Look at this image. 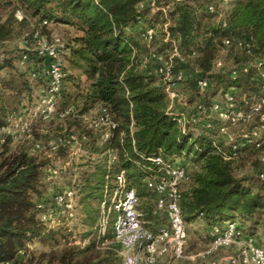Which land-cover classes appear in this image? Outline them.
I'll list each match as a JSON object with an SVG mask.
<instances>
[{
  "label": "trees",
  "instance_id": "16d2710c",
  "mask_svg": "<svg viewBox=\"0 0 264 264\" xmlns=\"http://www.w3.org/2000/svg\"><path fill=\"white\" fill-rule=\"evenodd\" d=\"M142 1L16 0V7L22 9L21 19L17 20L12 11L0 22V42L14 33V22L24 27L29 23V17L34 18L38 26L33 32L47 37L46 29L51 24L72 29L73 38L63 46V50L68 51L66 61L69 67L68 72L64 67L63 80L66 78L73 83L77 91L75 94L67 92L66 100L72 104L80 102V114L96 105L105 107L119 122V129L113 132V137L102 142L100 147L99 132L89 131L87 149L99 157L82 186L86 230L80 244L69 240L68 227H48L38 216L40 209L36 203L43 199L46 155L29 153L27 149L8 153L7 143L4 144L0 151V264L33 263L35 257L28 244L37 238L51 244L49 252L39 257V264H122L121 246L115 241L113 231L100 237L96 230L103 187L106 181L112 182L115 171L125 168L139 202L145 195L154 200V193L145 186L144 178L154 166L148 157L158 154L164 159L181 157L196 165L194 170H187V179L180 185L179 205L184 220L200 219L208 227L232 220L242 233L264 231V181L259 180L258 172L254 182L236 176L233 169L235 161L245 151L264 149L261 140L254 141L251 135L242 136L243 133L251 134L261 125L259 113L254 114L248 131L238 134H231L228 129L222 133L221 127L225 124L215 117L208 118L207 123L201 119L200 124H188L182 130L177 115L169 107L160 76L150 68L140 70L138 67L148 48L134 30L144 23L155 27L159 17L163 18L160 20L162 26L165 24L163 35L168 32L169 40H160L153 34L154 50L170 49L173 39L182 54L201 53L198 65L204 73L211 71L224 38L251 36L249 51L240 49L233 58L231 68H237L235 76L212 72L201 77L210 80L203 96L206 107L211 104L210 95L220 90L222 94L232 88L237 104L249 109L264 95V82L257 76L264 68V0H233L226 26L204 21L207 16H215L206 9L212 0H154V4L148 0L144 2L146 6L140 8ZM160 6L165 12L156 8ZM166 16L168 20L164 18ZM29 37L31 39V34ZM22 53L29 57L26 64L37 66L41 61L29 49L21 51L19 60ZM255 59L261 61L260 66H251L246 71L238 68ZM6 65L9 60L4 59L0 62V70ZM73 70L85 75L87 86L82 87L71 72ZM18 76L10 79L0 76V128L7 124L8 116L18 110L23 93L31 88L30 78ZM186 82L194 85L193 81ZM192 99L199 100L197 88L186 100L190 103ZM263 112L264 106L260 109V113ZM121 130L124 132L122 138ZM256 143L261 145L256 147ZM109 146L119 150V160L106 179L104 152ZM94 199L98 206L91 208L89 201ZM139 212L145 225L153 231L166 223L164 214L161 222L150 209L143 208ZM248 221L251 224L246 228ZM105 237L110 238L106 245L103 244Z\"/></svg>",
  "mask_w": 264,
  "mask_h": 264
},
{
  "label": "built area",
  "instance_id": "2783aa9c",
  "mask_svg": "<svg viewBox=\"0 0 264 264\" xmlns=\"http://www.w3.org/2000/svg\"><path fill=\"white\" fill-rule=\"evenodd\" d=\"M232 0H215L206 5L207 11L217 16L221 25H226V12H229V4ZM154 4V0H150ZM165 12L163 6L156 7ZM153 30L147 29L145 36L151 39ZM165 41L169 40V33H165ZM174 43V41L171 39ZM252 43V37H227L223 39V45L228 47L232 44L241 49L249 51ZM27 49L36 53L41 58L37 66L32 64L31 77L44 75L47 78V87L40 101L35 107V112L39 117L49 121L54 117L65 118L74 114L73 105L65 106L58 109L57 103L62 94V80L65 76L63 60L57 44L47 40L43 34L35 31L31 34V46ZM180 57V52L176 45H173V51L169 58H163L160 54V67L155 71L160 76V83L164 85L165 92L169 99V107L177 115V122L182 130L189 124L191 126L207 123L208 118L215 117L223 124L221 132L226 133L228 126H235L247 122L255 113H259V127L264 128V112L260 109L264 106V95L253 103L249 109H244L237 104L236 98L232 93V88L221 94L220 99H212L211 104L206 107L203 103V96L210 85L207 78L197 77L193 83L197 88L199 100L189 105L186 96L189 92L183 93L178 89L184 79V70H174L172 57ZM29 57L26 53L20 56L22 64L27 63ZM218 66L222 65L219 60ZM258 59L249 60L240 65V69L246 71L251 66H260ZM237 68L231 72L235 76ZM41 72V74L39 73ZM257 76L264 82V68L260 69ZM87 128L92 132H99V142H107L113 137V132L119 129V122L114 119L112 112L100 107L96 111L83 115ZM227 124V125H226ZM132 127V122L130 124ZM124 132L120 131L122 138ZM256 135L255 131L243 133V137ZM88 140V135L79 130H64L60 137L50 140L49 149L56 151L60 146H67L71 149L70 154L85 153L90 159L97 160L98 155L91 154L88 149L81 147V142ZM254 140V138H253ZM255 141V140H254ZM250 142V140H249ZM261 143H256L259 147ZM34 150H42L39 143L34 144ZM106 156L107 173L105 178L108 179L110 171L119 160V150L109 146L104 152ZM153 163L149 168V173L144 178L145 186L154 193L153 208L154 212L164 214L166 223L158 226L156 231L151 230L145 225L140 212L137 208L139 199L136 189L130 186L129 178L125 168H119L112 174V182L106 181L103 187V196L100 201V211L98 216L99 233L103 237L108 225H111L114 233V239L121 246L123 256L122 264H156L159 259L165 256L172 258H181L185 251L186 227L183 219L180 200V185L187 179L188 171L186 166L177 158L164 159L160 154L148 157ZM264 165V159L261 160ZM47 176H54L57 171L47 169ZM258 177L264 181V168L258 170ZM110 183V184H109ZM77 190L75 187H65L56 191L53 195L51 207L59 209L60 213L67 217L73 216L74 199ZM47 203L44 199L36 203L40 209V219L43 222H54L55 215H52L51 208H46ZM113 215V219L111 217ZM208 243L204 250L199 253L202 257H212L220 249L231 245L239 244V239L243 233L237 228V223L232 220H226L219 224L211 225L207 231ZM104 244V243H103ZM226 261L229 264H264V250L254 244L251 238L244 245L241 252L235 256H227L211 259L209 264H219Z\"/></svg>",
  "mask_w": 264,
  "mask_h": 264
},
{
  "label": "rangeland",
  "instance_id": "374dc122",
  "mask_svg": "<svg viewBox=\"0 0 264 264\" xmlns=\"http://www.w3.org/2000/svg\"><path fill=\"white\" fill-rule=\"evenodd\" d=\"M213 1L215 0H212V2ZM232 1L229 4V12H226L225 14V16L227 17L226 25L230 21V12L233 5ZM142 2V7L139 5L140 8H144L146 6L144 2H148V0H144ZM16 5V0H0V22L3 21L9 14V12L12 11L14 12L17 20L21 19L23 15L22 9L20 7H16ZM164 18H167L168 20V16ZM161 19L159 17L158 22H155V27L144 23V25H138L134 29L139 33L141 43L148 48V52H146L142 56V61L138 65L140 70H146V68H150V70L155 73L156 69L160 67V54L163 56V58H169L173 51V45H176L178 48L177 42L172 39L174 43L171 41L170 49L156 52L154 50L155 47L152 46L153 39H148L145 36V31L151 28L156 38L164 40L165 34L163 35V27H165V24L162 26L160 22ZM204 21L206 23H219L217 16H207ZM28 22L29 23L24 27H21L16 22H14V33L9 39L0 42V62H2L4 59L9 60V65H6L3 69L0 70V76L6 79H10L12 77L18 78V75L21 74L23 78L31 79V88L27 92H24L22 97L20 98V106L18 110L12 115H9L7 118V124L4 127L0 128V151L3 149L4 144L7 143L6 145L8 148V153L27 149L29 153L39 152L46 155L48 163L44 169L43 174V181L45 183L43 190V199L47 203L46 208L52 209L50 210V212H52L53 216L55 215V221L44 222V224L51 228L62 225L68 227V230L71 233V235H69V240H73V242L80 244L81 242H83L82 235L86 230V225L84 224V218L86 216L84 211L85 203L84 201H82L84 191H82V186L85 179L87 178V174L94 170L96 160L93 158H88L84 155L85 153L82 152L71 155V149L67 146H60L56 151L51 150L49 149L48 142L56 137H60L64 130H79L80 132L86 133L89 138V131L91 130L87 128L83 115L89 114L91 111H96L100 107L96 105L92 109L80 114L81 103L79 102L76 104H72L66 100L67 92L75 94L77 89L75 88L73 83H70L65 78L63 80L62 94L57 103V107L58 109H62L65 106L73 105L75 110L74 114L68 115L67 117L62 119L54 117L49 121L43 120L39 117V113H36L34 109L40 101V98L43 95L44 91L46 90L47 78L44 75L31 77L32 66L26 63L22 64L18 59V55L21 53V51L31 46V39L29 36L33 33V30L38 27L34 18L32 19L29 17ZM46 32H48L49 36L47 37L45 34H43V36L46 37L48 41L57 44L63 60V65L68 72L69 67L66 61L68 51L63 50V46H66L70 43L71 39L74 36V31L66 26H55L51 24L48 25ZM230 37L232 38L235 36ZM240 49L241 48L235 44L225 47L222 43L216 59L214 60V63H212L213 65L211 71L209 73H204V71H202L201 67L198 65V58L202 56L201 53H189L188 55H184L178 48L180 57H172L173 65L174 67L177 66L176 69H182L185 72V77L184 79H182V85L179 86L178 89L183 93H186V90L192 92V90H195L196 88L192 83H187L186 81H194V79H196L197 77L206 76V74L209 75L212 72L231 74L233 70L231 68L234 62L233 58L237 53H239ZM219 60L222 62L221 66L217 65V62ZM71 72L76 76V80L81 83L82 87L87 86L88 82H86L85 75L79 74V72L76 70H73ZM39 73L41 74V72ZM7 92L8 91H6L5 93ZM220 96L221 90L214 93L213 95H210L209 99H220ZM188 97L189 96H186L185 99H187ZM195 100L196 99H192L190 103L187 100L186 101L189 105H192L194 102H196ZM253 118L254 115L247 122L235 126H228V130L231 132V134L247 132L249 124L253 121ZM253 130L256 133V135H253L254 140L259 139L263 142L264 145V128L256 127ZM86 142L87 141L81 142V147L83 149H87ZM36 143L40 144L42 150L33 149V146ZM98 144V146L100 147L101 142H99ZM94 155L96 156L97 154ZM176 158L186 166L189 172L196 168V165L191 161H187L181 157ZM262 159H264V149L260 152L253 150L245 151L233 165L234 174L238 177L249 178L256 182L255 175L257 174L258 169L263 166V163L261 162ZM48 168L56 170L57 173L52 177H48ZM71 186L76 188L77 193L74 199L75 206L73 216L68 218L66 215L61 214L59 209L51 207L50 204L52 203L53 195L56 191ZM152 200L153 199L150 197V195L141 197L139 202L140 205L138 203L137 208L140 211L143 208L150 209L152 211V214L156 216L159 221L163 222L164 220L162 214L154 212ZM89 204L91 208H96L98 206L96 199L89 201ZM38 216L40 218V212H38ZM112 219L113 215L111 217V220ZM236 220L239 222L238 218H236ZM249 224H251V221H248L246 223V228L249 227ZM185 227L186 241L183 256L181 258H172L170 256H165L162 259H159L156 264H209V261L211 259L227 257L231 255L235 256L242 251L244 245L248 243L249 238H251L254 244L258 245L264 250V231L258 229L252 231V233H243V237L239 239V244L224 247L220 249L216 254H214L211 258L202 257L201 255H199V253L204 250L208 243L207 231L209 227L200 219H196L192 222H188L185 220ZM96 230L97 234L102 237L99 233L98 220ZM110 230H112V227L111 225H108L106 227L105 234ZM108 242H110V238L105 237L104 244L106 245ZM28 247L35 257L34 262L31 264H39V257L42 253L49 252L51 244L49 241H44L37 238L32 240L28 244ZM40 264H45V262H42ZM219 264L229 263L226 261H221Z\"/></svg>",
  "mask_w": 264,
  "mask_h": 264
}]
</instances>
